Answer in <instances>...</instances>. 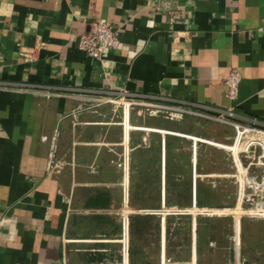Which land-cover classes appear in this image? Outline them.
<instances>
[{
    "label": "crops",
    "instance_id": "0c3cea01",
    "mask_svg": "<svg viewBox=\"0 0 264 264\" xmlns=\"http://www.w3.org/2000/svg\"><path fill=\"white\" fill-rule=\"evenodd\" d=\"M93 20L118 30L117 49L100 60L77 46ZM232 69L241 80L229 101L223 80ZM0 83L25 86L0 88V264H152L144 259L152 247L158 255L148 258L162 264L178 231L185 264L213 253L225 264H264V220H247L243 252L239 224L232 234L222 227L216 242L198 216L184 218L186 229L167 224L169 210L159 220L168 136L157 137L160 196L144 197L149 133L179 134L94 99L124 90L264 125V0H0ZM190 159L196 171L197 151ZM146 230H155L149 242Z\"/></svg>",
    "mask_w": 264,
    "mask_h": 264
},
{
    "label": "rangeland",
    "instance_id": "374dc122",
    "mask_svg": "<svg viewBox=\"0 0 264 264\" xmlns=\"http://www.w3.org/2000/svg\"><path fill=\"white\" fill-rule=\"evenodd\" d=\"M114 103L111 105L118 108L122 114L126 112L133 118L139 121V126H146L151 128H158L179 135L149 133L155 136L153 141V148L151 154V170L146 169L147 177L145 183H142L141 188L142 196L152 195L157 193L160 196V151H158L160 136H168L167 145L169 151V169H168V185H167V200L162 205L158 200L156 210H164L162 214L156 215L158 219L166 218V210H169L171 222L180 224L181 227H187L188 221L184 218L199 217L198 222L201 224L202 229L205 231L211 230V238L219 242L221 239V228L227 232L234 225L241 227V240L244 251L246 240V231L248 225L247 220L249 216L248 208L242 201L243 180L241 167V154L240 147L233 151L230 155L225 149L219 146H233L238 136L244 133V136H256L245 129H252L250 120L241 119L233 110L230 111L232 116L229 117L227 111H219L205 107H197L191 105L175 104L156 99H148L142 97L132 96H113ZM255 130L264 132L261 127H256ZM246 131V133H245ZM264 139V135H257ZM158 137V138H157ZM200 138V139H199ZM206 140L212 144L200 143L197 141ZM196 149V150H195ZM197 151L198 165L196 166L195 177L197 178L196 184V206H193L194 189L191 183L193 171L191 167V154ZM241 162V163H240ZM157 165V168L154 166ZM199 175L201 180L198 179ZM151 181V183H150ZM141 182V181H140ZM148 205H154L155 201H145ZM199 209L210 210L202 214L185 215L182 210L186 209ZM231 212H220L215 210H229ZM174 210V211H171ZM214 210V211H211ZM160 213V212H159ZM169 217V216H168ZM169 217V218H170ZM181 219H175V218ZM236 218L238 221H236ZM264 220L263 218H257ZM182 224V225H181ZM259 227L261 224H257ZM189 226V225H188ZM152 228V227H151ZM159 230V226H154V229ZM153 229V228H152ZM146 230V235L143 240L146 242L151 241L149 238L151 232ZM238 234V230L236 235ZM175 239L169 244L173 249L172 260L168 256L162 258V264H185L182 262L186 260L185 248H183L184 241H180L182 231L174 232ZM213 236V237H212ZM154 237V236H153ZM238 239V235L236 236ZM155 239V238H154ZM181 242H184L183 244ZM238 244V240H237ZM236 244V245H237ZM149 245V244H147ZM157 246V245H156ZM155 247L146 250L148 257L155 258L158 255ZM155 255V256H154ZM145 258L148 262L155 263V261ZM226 256L223 253H213L205 255L200 258V264H225Z\"/></svg>",
    "mask_w": 264,
    "mask_h": 264
},
{
    "label": "built area",
    "instance_id": "2783aa9c",
    "mask_svg": "<svg viewBox=\"0 0 264 264\" xmlns=\"http://www.w3.org/2000/svg\"><path fill=\"white\" fill-rule=\"evenodd\" d=\"M174 18H176L175 12H170V20H173ZM118 45V30L113 26V24L109 21L93 20L88 23L87 30L79 36L77 46L78 49L84 52L89 58L100 60L104 52L113 51L117 49ZM240 80L241 76L237 69H232L223 80V83L226 87L225 96L229 101H233L237 98ZM0 88L23 90L25 89V86L0 83ZM115 96L135 97L124 90L116 92ZM112 97L113 95L104 96V98L95 97L94 99L97 102L112 104L114 103ZM226 111L229 117L232 116L230 113L231 110ZM250 122L251 125L249 127L254 128H248L245 130H255L256 127H261L264 129V125L262 123L255 120H250ZM197 142L212 144L206 140ZM219 147L225 149L230 155H232L233 151L236 149L235 143L233 146ZM241 149L242 150L240 151V154L243 164V166L241 165V167H243L242 201L249 206L248 210L251 211L249 214L251 218L264 219V143L250 140L244 144ZM195 172V168H193V181H195L196 178Z\"/></svg>",
    "mask_w": 264,
    "mask_h": 264
},
{
    "label": "bare ground",
    "instance_id": "6f19581e",
    "mask_svg": "<svg viewBox=\"0 0 264 264\" xmlns=\"http://www.w3.org/2000/svg\"><path fill=\"white\" fill-rule=\"evenodd\" d=\"M254 135H264V133L262 132H258V131H255V130H246ZM245 131V133H246ZM251 136V137H247V136H244V133L241 134L240 136H238L235 140V147L238 149L239 147L242 148L244 144H246L248 141L250 140H254V141H260V142H263L264 143V139H261L260 137L258 136ZM204 141V140H202ZM196 150V149H195ZM192 162L193 164L196 163V152L194 154V158L192 157ZM242 191V190H241ZM249 211V210H248ZM249 213H251V211H249Z\"/></svg>",
    "mask_w": 264,
    "mask_h": 264
}]
</instances>
